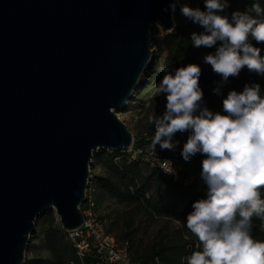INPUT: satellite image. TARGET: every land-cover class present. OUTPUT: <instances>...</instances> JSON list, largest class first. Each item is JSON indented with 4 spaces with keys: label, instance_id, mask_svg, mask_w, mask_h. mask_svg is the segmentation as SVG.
Returning a JSON list of instances; mask_svg holds the SVG:
<instances>
[{
    "label": "water",
    "instance_id": "1",
    "mask_svg": "<svg viewBox=\"0 0 264 264\" xmlns=\"http://www.w3.org/2000/svg\"><path fill=\"white\" fill-rule=\"evenodd\" d=\"M169 0H0V264H25L36 222L85 221L97 150H128L116 111L154 60L152 27L171 33Z\"/></svg>",
    "mask_w": 264,
    "mask_h": 264
},
{
    "label": "clouds",
    "instance_id": "2",
    "mask_svg": "<svg viewBox=\"0 0 264 264\" xmlns=\"http://www.w3.org/2000/svg\"><path fill=\"white\" fill-rule=\"evenodd\" d=\"M180 0H169L164 12L176 11ZM205 9L181 8L182 15L199 24L203 32L191 35L196 48L216 47L204 56L223 81L236 77L246 66L264 75V56L251 40L264 43V7L253 3L245 11L220 15L228 0H204ZM201 68L188 64L166 73L156 89L166 95L162 116H150L155 126L151 149L175 150L176 133L189 132L181 155L189 160L204 155L201 178L207 186L206 198L192 204L186 227L202 250L185 257L187 264H264V241L251 235L253 217L264 219V95L259 84L245 85L243 91H229L223 112L201 107ZM217 93L218 89L214 90Z\"/></svg>",
    "mask_w": 264,
    "mask_h": 264
},
{
    "label": "trees",
    "instance_id": "3",
    "mask_svg": "<svg viewBox=\"0 0 264 264\" xmlns=\"http://www.w3.org/2000/svg\"><path fill=\"white\" fill-rule=\"evenodd\" d=\"M253 3H259L264 7V0H228L229 6L220 15L228 16L229 19L234 11H242L249 8ZM188 6L201 11L206 10L204 0L193 2H180L176 5L174 15L181 16V8ZM204 29L199 24L187 19L186 24L176 25L175 29L163 37L159 38L167 51L165 60L160 64L155 73L149 77L156 81H161L166 73H173L177 68L185 67L188 64H197L201 68L199 85L203 92L201 107H207L212 112H219L221 100L218 99L214 91L217 83L213 75L204 62V56L215 53L216 47L196 48L191 41L193 32L200 33ZM253 46L261 49L264 56V43H257L251 40ZM259 84L261 95H264V75L250 72L245 66L238 76L229 77L226 85L230 91L241 92L245 85ZM164 112L160 116L163 115ZM151 131V136L140 140L135 138L134 149L142 150L144 155H148L154 139L155 127ZM189 132L176 133L173 142L178 137H182L186 143ZM159 148V145L156 146ZM183 148L176 146L175 150H162L159 148L160 156L172 157L178 161L182 167L180 178L175 181L167 176L159 168H153L143 160H133L124 151L103 150L99 156H94L97 163H102L108 170V175H96L90 184V199L95 203V209L105 199H114L121 203L137 205L139 209H145L151 220L167 218L173 215H181L187 220V215L193 211L192 204L206 198L207 186L201 178L202 160L206 157L200 153L185 160L181 155ZM261 199H264V186L258 189ZM86 203L82 210L86 209ZM264 219L253 217L251 235L255 240L264 241ZM127 232L123 235V242H128L130 249L137 244V230L133 228V223L126 221ZM109 229V228H108ZM109 232L111 230L109 229ZM42 239L44 248L50 254V258H35L26 264H105L103 259L96 252L88 255L84 260L78 258L75 248L67 240V232L61 225L56 224L54 213L46 214L36 222V232L34 233ZM175 236V237H174ZM122 241V240H121ZM140 247V246H139ZM142 247V246H141ZM202 250V246L197 237L192 240H185L182 233L176 235H161L152 243L142 249V253L134 255L136 264H187L185 257L191 255L193 251Z\"/></svg>",
    "mask_w": 264,
    "mask_h": 264
},
{
    "label": "rangeland",
    "instance_id": "4",
    "mask_svg": "<svg viewBox=\"0 0 264 264\" xmlns=\"http://www.w3.org/2000/svg\"><path fill=\"white\" fill-rule=\"evenodd\" d=\"M193 1L199 0H180V2ZM174 22L176 25H184L187 22V18H185L183 15H174ZM165 34L167 33L164 32L158 24L153 25V63L151 64L149 71L144 75V78L141 80L140 86L134 94V98L129 102L126 107L116 111L120 119L126 123L129 130L134 135V142L135 138L144 140L149 137H152L150 130H153L155 126L149 122L148 118L150 116L159 117L162 112H165L166 110L167 94L158 93L156 89L160 81H156L154 78L149 77L155 73L157 68L167 56L166 49L161 43H159V38L163 37ZM207 68L211 72L215 82L217 83L215 90H219L218 93L215 91L218 99H220L222 102L219 108V112L221 114H225L223 112V99L226 98L230 89L226 85V82L223 81L222 77L213 72L210 64H207ZM177 141L179 142L177 144V147L183 148V145L185 143L182 137H178L174 140V142ZM101 152H103V150H97L94 153V156H99ZM94 156L90 163V184L91 180L96 175L107 176L109 174L107 168L102 163H97L94 159ZM97 212L102 218L105 219L106 224L111 230L112 234H114L119 240L122 241H124V233L127 232L126 221L128 220L133 223V228L137 230V244L132 247L134 255L141 254L143 248H145L148 244L152 243L157 237L161 235H168L171 237V235L173 234L176 235L178 233H182L185 240H192L194 237H196L190 232V230H188V228L186 227L187 220L181 215H173L167 218L151 220L149 214L146 212L145 209H139L137 205L121 203L114 199H105L101 201L98 205ZM52 213H54L55 215L56 224L61 225L60 220L56 215V212L53 211ZM50 257L51 254L47 250H45L42 239L35 234L30 235L27 250L25 252V264L27 261L35 258Z\"/></svg>",
    "mask_w": 264,
    "mask_h": 264
},
{
    "label": "built area",
    "instance_id": "5",
    "mask_svg": "<svg viewBox=\"0 0 264 264\" xmlns=\"http://www.w3.org/2000/svg\"><path fill=\"white\" fill-rule=\"evenodd\" d=\"M126 151L131 159L143 160L153 168H159L164 174L178 181L182 171L181 165L172 157L160 156L159 148L144 155L142 150H135L134 145ZM90 185L86 192L89 206L82 210L85 221L81 227L67 232V240L75 248L78 258L84 260L96 252L105 264H136L128 242L119 240L109 232L104 218L95 209V203L90 199ZM85 203V204H86ZM84 204V205H85Z\"/></svg>",
    "mask_w": 264,
    "mask_h": 264
}]
</instances>
